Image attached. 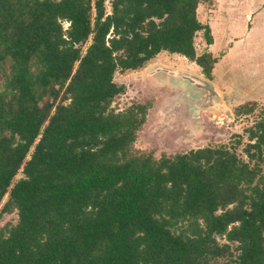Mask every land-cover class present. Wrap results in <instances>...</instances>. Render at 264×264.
<instances>
[{"label":"trees","instance_id":"obj_1","mask_svg":"<svg viewBox=\"0 0 264 264\" xmlns=\"http://www.w3.org/2000/svg\"><path fill=\"white\" fill-rule=\"evenodd\" d=\"M202 1L0 0V264H264V107L235 109L243 155L159 158L134 145L150 106L112 107L161 51L212 78Z\"/></svg>","mask_w":264,"mask_h":264},{"label":"rangeland","instance_id":"obj_2","mask_svg":"<svg viewBox=\"0 0 264 264\" xmlns=\"http://www.w3.org/2000/svg\"><path fill=\"white\" fill-rule=\"evenodd\" d=\"M105 4L109 9V3ZM197 17L210 26L213 38L207 44L202 31L194 38L198 54L209 51L217 59L211 79L186 57L166 51H161L150 66L114 75L125 91L114 98L112 107L120 110L133 103L150 106L135 147L156 158L220 144L234 147L243 155L247 142L244 129L256 115H237L235 109L247 102H256L257 110L264 107V0H205L197 7ZM156 66L196 75L208 81L213 90L188 82L175 84L169 80V72L167 78L165 73L153 71ZM178 88L187 89L190 97ZM237 135L241 144H237ZM22 176L19 171L16 178ZM16 222L15 211L0 215V229Z\"/></svg>","mask_w":264,"mask_h":264},{"label":"water","instance_id":"obj_3","mask_svg":"<svg viewBox=\"0 0 264 264\" xmlns=\"http://www.w3.org/2000/svg\"><path fill=\"white\" fill-rule=\"evenodd\" d=\"M156 72L158 73H165L164 75L168 78V72L171 74L170 76V81L174 80L173 82L175 84H178V83H181V82H185V83H190L192 85H194L195 87H198V88H205V89H208V90H213L212 89V85L204 80V79H201L200 77L196 76V75H193L191 73H187V72H184V71H180V70H177V71H172V70H168V69H163L162 67H158L156 66L155 69H154Z\"/></svg>","mask_w":264,"mask_h":264},{"label":"crops","instance_id":"obj_4","mask_svg":"<svg viewBox=\"0 0 264 264\" xmlns=\"http://www.w3.org/2000/svg\"><path fill=\"white\" fill-rule=\"evenodd\" d=\"M152 61H153V59H152V60H151V61H150L145 67L152 65V64H151ZM145 67H143V68H145ZM136 71H138V70H136ZM153 71H155V70L153 69ZM130 72H131V71H130ZM132 72H133V71H132ZM177 90H180L181 92H184L185 95L187 96V98L190 97L187 89H179V88H178ZM178 104H179V103H178ZM149 110H150V109L148 108V111H149ZM167 110H168V108H167ZM167 110H166V108H165V111H167ZM147 117H148V114H147ZM147 117H146V121H147ZM146 121H145V123H144L142 126H144V125L146 124ZM139 131H141V130H139ZM139 131H138V133H139ZM135 142H137V140H136ZM134 145L137 146L136 143H134Z\"/></svg>","mask_w":264,"mask_h":264},{"label":"built area","instance_id":"obj_5","mask_svg":"<svg viewBox=\"0 0 264 264\" xmlns=\"http://www.w3.org/2000/svg\"><path fill=\"white\" fill-rule=\"evenodd\" d=\"M63 25H65V28H66L69 25V23L65 21Z\"/></svg>","mask_w":264,"mask_h":264}]
</instances>
